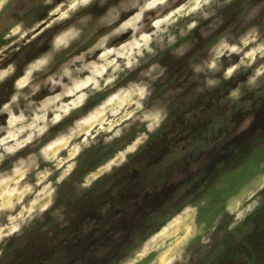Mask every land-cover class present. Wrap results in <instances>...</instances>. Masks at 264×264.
Listing matches in <instances>:
<instances>
[{
	"label": "rangeland",
	"instance_id": "374dc122",
	"mask_svg": "<svg viewBox=\"0 0 264 264\" xmlns=\"http://www.w3.org/2000/svg\"><path fill=\"white\" fill-rule=\"evenodd\" d=\"M56 2L46 5L45 0H5L0 6V47L7 46V58L0 62V67L8 63L16 65L15 75L0 84V103L13 92L12 82L26 63L51 49L55 32L86 12L93 15L81 38L67 50L56 53L51 71L90 47L108 30L94 31L96 17L104 12L95 6L83 9L72 20L45 28L43 22L49 19V9ZM258 2L233 0L232 4L217 9V16L224 21L218 29H207L208 21H201L187 36L178 37L173 47L192 44L182 58L172 55V49L167 47L148 58V63L159 62L168 71L154 85L145 107L166 106L167 119L135 155L128 157V163L113 169L90 188H81L80 181L87 173L145 128L135 123L110 144L103 143L106 134L101 133L100 142L77 157L78 167L58 186L53 207L25 228L23 235L0 244V264H128L145 243L155 251L140 264H168L181 253L183 260L177 264H264V190H261L264 189V78L259 87L250 89L245 83L241 89L243 96L233 101L229 92L238 83L246 82L252 69H241L230 80H223L221 68L215 74L221 79L219 86L199 92L197 89L203 85L206 74L193 80L191 67L209 58V50L221 38L235 42L253 24L259 25L264 40V12L253 21L245 20L248 10ZM185 23L181 21L176 28ZM18 24L32 31L23 38L10 36L11 29ZM37 24L39 28L35 27ZM202 30L210 34L201 36ZM231 59L235 62L238 57L233 55ZM260 63L264 60H257ZM228 64L225 59L223 67ZM142 67L146 68L147 64ZM140 71L122 76L114 87L92 96L84 108L52 128L42 139L6 159L0 169L10 168L17 157L37 153L41 145L59 132L67 131L75 119L84 116L116 88L138 79ZM46 74L36 73L34 82ZM177 88L182 91L173 94ZM46 94L43 90L33 99L39 100ZM3 122L4 117L0 116V124ZM59 155L67 158L68 153L61 151ZM39 167L41 171L52 169L49 180L55 182L59 172L52 163L41 160ZM37 174L30 173L28 181L34 183ZM254 191L258 195L252 200L259 201V206L229 229L234 216L228 209L246 211L245 206L252 202L248 198ZM189 206L197 208L198 213L190 211ZM57 209L61 210L59 215L55 214ZM195 228H201L200 234L184 247V237L189 229ZM153 235L155 241L150 239Z\"/></svg>",
	"mask_w": 264,
	"mask_h": 264
},
{
	"label": "clouds",
	"instance_id": "9594fccd",
	"mask_svg": "<svg viewBox=\"0 0 264 264\" xmlns=\"http://www.w3.org/2000/svg\"><path fill=\"white\" fill-rule=\"evenodd\" d=\"M4 3L5 0H0V6ZM232 3L233 0H182L178 4L176 0H115L111 4L108 0H57L49 9V19L43 22L45 28L72 20L83 9L95 6L103 8L104 12L96 17L94 31L108 30L102 32L90 47L71 56L56 71H51L56 53L67 50L73 42L79 40L93 20L92 13L86 12L52 35L49 51L26 63L22 73L12 82L13 92L7 100L0 103V116L4 117V122L0 124V165L42 139L74 112L84 108L92 96L114 87L122 76L127 77L138 69L141 71L138 79L116 88L84 116L75 119L67 131L59 132L41 145L37 153L30 152L17 157L10 168L0 169V244L13 236L23 235L25 228L42 218L53 207L58 186L78 167L77 157L100 142L98 137L101 133L106 134L103 143L110 144L124 135L126 129H131L133 124L141 123L145 130L87 173L80 181V187L90 188L95 181L111 174L113 169L128 163V157L135 155L149 141L150 134L168 116L166 106L154 109L145 107V102L152 96L154 85L166 77L168 71L159 62L148 63V58L156 56L158 50L164 51L166 47L172 49V55L182 58L192 44L173 47L177 45L178 37L187 36L200 26L201 21H208L207 29L215 31L224 22L222 17L217 16V9ZM45 4L52 5L53 0H45ZM262 12L264 0H259L248 10L246 22L255 20ZM122 17L124 18L121 19ZM213 17L216 19L213 20ZM181 21L186 23L176 28ZM35 27L39 28L40 25ZM29 31L32 29L25 30L18 24L11 29L9 35L23 38ZM209 34V31H201V36ZM124 36L127 38L120 40ZM6 53L7 46L0 47V62L7 58ZM233 55L238 57L235 62L231 59ZM92 56L95 58L88 59ZM225 59L229 64L223 67ZM257 60H264V40L261 39L259 25L253 24L236 37L235 42L226 37L221 38L209 50V58L191 66L193 80L198 79L202 73L206 74L203 85L197 90L203 92L219 86L221 79L216 78L215 74L221 72V68L223 80H230L241 69H252L246 82L238 83L229 92V99L238 100L244 94L241 89L245 83L250 89L259 87L261 78H264V63L257 64ZM142 64H147V67L143 68ZM45 72L47 74L42 80L34 82L36 73ZM15 73L14 63L0 67V84ZM43 90L47 91L46 95L39 100L33 99ZM180 91L182 89L177 88L173 90V94ZM21 101L24 103L21 104ZM61 151L68 153L67 158L60 157ZM41 160L52 163L59 172L55 182L49 180L53 175L52 169L40 170ZM33 172L38 173L34 183L28 181L29 174ZM258 191L252 192L248 199L252 200V197L258 195ZM258 206L259 201L252 200L245 206L246 211L233 212L228 209L234 216V223L229 225V229ZM189 210L198 213L195 207L189 206ZM60 211L57 209L55 214L59 215ZM200 231L201 228L189 229V234L183 239L184 247ZM150 239L155 241L156 236L153 235ZM152 251L155 249H150L145 243L128 264H140ZM182 260L181 253L178 257H172L168 264H177V261Z\"/></svg>",
	"mask_w": 264,
	"mask_h": 264
},
{
	"label": "flooded vegetation",
	"instance_id": "af4514ba",
	"mask_svg": "<svg viewBox=\"0 0 264 264\" xmlns=\"http://www.w3.org/2000/svg\"><path fill=\"white\" fill-rule=\"evenodd\" d=\"M225 120V119H224Z\"/></svg>",
	"mask_w": 264,
	"mask_h": 264
}]
</instances>
